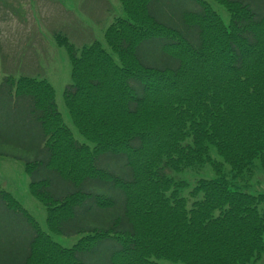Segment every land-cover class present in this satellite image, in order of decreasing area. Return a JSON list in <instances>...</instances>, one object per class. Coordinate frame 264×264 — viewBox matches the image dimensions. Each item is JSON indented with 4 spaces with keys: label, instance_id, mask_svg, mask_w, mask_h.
Listing matches in <instances>:
<instances>
[{
    "label": "trees",
    "instance_id": "1",
    "mask_svg": "<svg viewBox=\"0 0 264 264\" xmlns=\"http://www.w3.org/2000/svg\"><path fill=\"white\" fill-rule=\"evenodd\" d=\"M161 1L120 0L124 15L104 42L77 46L54 34L72 61L66 104L92 145L64 124L46 79L5 76L0 95L25 101L38 126L25 170L47 229L0 183V264H250L264 256V192L232 187L225 175L226 165L234 180L264 172V0H215L229 24L210 1L181 11L160 10ZM0 54L6 63L1 46ZM108 154L125 159L126 177L102 165ZM207 167L215 176L191 187L169 173ZM91 181L118 194L87 190ZM116 206L106 224L85 214ZM50 232L83 235L65 246ZM102 247L107 257L85 260Z\"/></svg>",
    "mask_w": 264,
    "mask_h": 264
},
{
    "label": "rangeland",
    "instance_id": "2",
    "mask_svg": "<svg viewBox=\"0 0 264 264\" xmlns=\"http://www.w3.org/2000/svg\"><path fill=\"white\" fill-rule=\"evenodd\" d=\"M207 1L212 3L224 22L229 24L230 15L224 6L215 0ZM164 2L165 0H162L157 5L160 10L163 8L166 11H181L197 8L192 0H166L165 4ZM118 15H124L120 0H0V46L7 59L3 64L0 54V86L5 76L11 73L16 76L26 74L43 77L42 79H46L54 88L64 124L71 129L80 144L92 145L91 141L79 131L66 104L64 93L73 80L72 61L65 47L57 43L54 34L56 31L68 34L70 40L77 46L95 39L104 42L105 29ZM147 53L155 57L159 54L154 49H148ZM38 132V126L28 113L25 101L17 102L15 96L10 98L6 93L0 95V183L3 188L11 191L47 229L45 207L32 194L31 176L25 170L26 159L33 157L36 151ZM101 161L103 166L123 176L129 173L125 159L108 154L104 155ZM169 173L188 180L190 187L200 177L215 176L208 167L201 171L191 169L181 173L173 171ZM225 175L234 182L232 187L238 185L248 192H264V172L257 167L253 168L251 174L234 180L229 166L226 165ZM190 187H187L183 194H187ZM85 188L96 192L106 191L114 196L118 194L114 188L105 189L98 181H91ZM2 210L0 207V213ZM85 214L91 224H106L118 215V207L109 210L93 208L87 210ZM4 215L7 217L6 220L11 219L10 214L4 213ZM23 225L24 223L19 219L16 220L15 228H21ZM50 233L56 241L65 246H73L83 235V233ZM109 249L102 247L97 252L85 256V260L93 262L107 257ZM159 262L185 264L167 259H160ZM250 264H264V256L261 260Z\"/></svg>",
    "mask_w": 264,
    "mask_h": 264
},
{
    "label": "crops",
    "instance_id": "3",
    "mask_svg": "<svg viewBox=\"0 0 264 264\" xmlns=\"http://www.w3.org/2000/svg\"><path fill=\"white\" fill-rule=\"evenodd\" d=\"M82 35H83V33H82Z\"/></svg>",
    "mask_w": 264,
    "mask_h": 264
}]
</instances>
